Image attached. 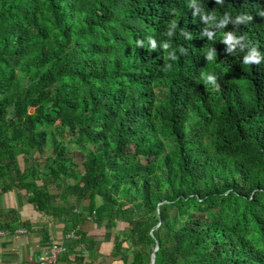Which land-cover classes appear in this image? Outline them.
<instances>
[{
  "label": "trees",
  "instance_id": "obj_1",
  "mask_svg": "<svg viewBox=\"0 0 264 264\" xmlns=\"http://www.w3.org/2000/svg\"><path fill=\"white\" fill-rule=\"evenodd\" d=\"M213 9L214 23L202 19ZM261 10L264 0H0V189L46 214L74 196L95 224L123 222L112 255L124 264L152 253L153 264H264V58L244 65L221 42L232 31L264 54ZM84 241L77 230L65 260L83 264Z\"/></svg>",
  "mask_w": 264,
  "mask_h": 264
},
{
  "label": "crops",
  "instance_id": "obj_2",
  "mask_svg": "<svg viewBox=\"0 0 264 264\" xmlns=\"http://www.w3.org/2000/svg\"><path fill=\"white\" fill-rule=\"evenodd\" d=\"M67 202L58 199L51 206L65 211L46 214L36 211L18 189H0V230L5 232L0 235V264H39L37 255L51 243L65 244L67 248L70 243L64 236L72 226L70 215H66L68 212H74L81 219L77 230L85 235V241L75 249L83 257V264L89 261L92 264H124L119 254L112 255V250L116 236H121L126 229L125 224L119 221L107 227L105 221L95 224L87 215V205L80 208L82 202L74 196H68ZM126 248L128 246L123 243L121 250ZM125 254L130 255V252ZM68 255L67 260L61 255L57 264H76L74 253Z\"/></svg>",
  "mask_w": 264,
  "mask_h": 264
},
{
  "label": "clouds",
  "instance_id": "obj_3",
  "mask_svg": "<svg viewBox=\"0 0 264 264\" xmlns=\"http://www.w3.org/2000/svg\"><path fill=\"white\" fill-rule=\"evenodd\" d=\"M223 2H224V0H216L217 5H220ZM189 3H190V0H189ZM259 16L264 17V10H261L259 12ZM216 17H217L216 10H214V9L211 10L206 16L203 14V10H202V19H205L209 22L214 23L216 21ZM219 18L220 19H219V23L217 24V27L220 30H222L224 28V26L229 23L228 12H225L222 15H220ZM250 20H251L250 15H235V16H233V20L231 22L235 25L238 22L244 23V22H247ZM175 23H176L175 20H173L171 22L172 27H175ZM171 35H172V33L169 32L168 36L170 37ZM207 36H208L209 40L215 39V34L211 31H207ZM240 40H241V38L239 36L235 35L234 32H232V31H229V32L224 31L222 38H221V42H223L227 45L226 51L229 54H232L233 49H236L237 51H241L244 53L241 57V61L244 65L259 64L261 59L264 58V54L258 52L255 48H249L247 51H245V47H244V45H242L240 43ZM142 43H143V41H141L140 39H136V41H135V45H140ZM149 43L152 47H155L154 41L150 40ZM168 46L169 45L167 43H164L162 45V47H164L165 49H167ZM204 54H205L207 61H212L216 55L215 50L212 48L208 49L207 52ZM167 56H171L173 61L176 60V56L171 51L167 52ZM200 78L207 85H212L213 87L217 86L216 80H215V74H213L212 72L201 73Z\"/></svg>",
  "mask_w": 264,
  "mask_h": 264
},
{
  "label": "built area",
  "instance_id": "obj_4",
  "mask_svg": "<svg viewBox=\"0 0 264 264\" xmlns=\"http://www.w3.org/2000/svg\"><path fill=\"white\" fill-rule=\"evenodd\" d=\"M76 228L71 229L64 238L67 240H74L77 238ZM22 231V230H21ZM4 230H0V235H3ZM66 252L65 244L51 243L48 247L43 249L37 255V262L39 264H57L58 258Z\"/></svg>",
  "mask_w": 264,
  "mask_h": 264
},
{
  "label": "rangeland",
  "instance_id": "obj_5",
  "mask_svg": "<svg viewBox=\"0 0 264 264\" xmlns=\"http://www.w3.org/2000/svg\"><path fill=\"white\" fill-rule=\"evenodd\" d=\"M11 114V108H9V115ZM64 141L65 142H68L69 141V138H68V136L67 135H64ZM71 141V140H70ZM73 141H71V143H72ZM48 145L49 144H47L46 145V147H45V149H44V151H43V153L41 154V158L43 159V158H46L47 157V155L50 153V150H51V148H48ZM74 155H73V158L74 159H79L80 160V156H79V153H77V152H75V151H73L72 152ZM42 162V163H41ZM38 165H37V168L38 169H42V167L44 166V163H43V161H41ZM48 162V161H47ZM18 164L19 165H23V163H22V158H21V156L20 157H18ZM82 202V201H81ZM85 202L83 201L82 203H81V206H80V208L81 207H84L85 205ZM84 205V206H83ZM75 206V208L77 207V205H74Z\"/></svg>",
  "mask_w": 264,
  "mask_h": 264
},
{
  "label": "water",
  "instance_id": "obj_6",
  "mask_svg": "<svg viewBox=\"0 0 264 264\" xmlns=\"http://www.w3.org/2000/svg\"><path fill=\"white\" fill-rule=\"evenodd\" d=\"M157 249V247H155V249L154 250H156ZM153 262H154V254L152 253V255H151V261H150V264H153Z\"/></svg>",
  "mask_w": 264,
  "mask_h": 264
}]
</instances>
